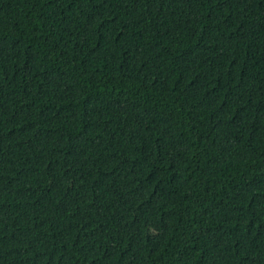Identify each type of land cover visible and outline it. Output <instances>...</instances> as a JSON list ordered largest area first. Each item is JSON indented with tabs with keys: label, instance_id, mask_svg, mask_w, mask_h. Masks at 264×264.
<instances>
[{
	"label": "trees",
	"instance_id": "obj_1",
	"mask_svg": "<svg viewBox=\"0 0 264 264\" xmlns=\"http://www.w3.org/2000/svg\"><path fill=\"white\" fill-rule=\"evenodd\" d=\"M0 264H264V0H0Z\"/></svg>",
	"mask_w": 264,
	"mask_h": 264
}]
</instances>
